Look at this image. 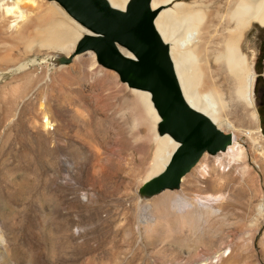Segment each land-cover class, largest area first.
I'll return each instance as SVG.
<instances>
[{"label": "rangeland", "instance_id": "obj_1", "mask_svg": "<svg viewBox=\"0 0 264 264\" xmlns=\"http://www.w3.org/2000/svg\"><path fill=\"white\" fill-rule=\"evenodd\" d=\"M17 1L0 0V236L4 241L0 264H184L186 254L177 253L175 244L198 246L200 251L207 242L203 231V237L194 242L172 239L165 246L156 244L155 249L145 244L140 233L146 217L138 204L164 194L170 200V194L181 191L166 190L149 199L139 196L153 154L152 148L142 149L153 123L134 121L139 108H133L140 100L115 72L98 65L92 52L56 67L51 58L72 53L44 47L33 33L35 25L46 21L49 7L74 21L56 2L30 0L24 2L29 8L23 9L28 12V22L10 27L14 18L7 16L5 9ZM175 2L202 5L205 0ZM263 41L264 28L253 24L240 44L255 74ZM192 64L190 74L196 78L197 65ZM214 68L212 63L211 70ZM254 99L264 138L259 112L264 90L256 94L255 85ZM44 117L49 126H45ZM247 125L240 124V128L248 130ZM236 138L244 150L241 161L230 166L224 162L217 168V158L223 161L226 156L205 154L201 162L209 163L210 177L201 179L196 165L185 177L196 174L200 186L192 187L188 194L199 193L205 198L229 192L231 200L222 206L220 219L213 222L215 245L233 240V257L226 264H242L247 258L251 264H264V222L253 225L257 232L250 249L243 250L242 235L235 232L246 228L252 219L246 206L249 202L236 195L245 188L239 171L243 172L247 163L256 175L259 196L251 202L256 206L264 202V176L255 164L263 166L264 160L258 144L243 134ZM124 139L130 148L123 146ZM67 157L74 158L75 169L65 163ZM95 158L105 167L99 179L91 177ZM65 168L73 173L68 174ZM219 174L230 177L224 191L205 184ZM91 196L96 203L87 206ZM149 212L159 214L160 209ZM229 253L224 251L225 259Z\"/></svg>", "mask_w": 264, "mask_h": 264}, {"label": "bare ground", "instance_id": "obj_2", "mask_svg": "<svg viewBox=\"0 0 264 264\" xmlns=\"http://www.w3.org/2000/svg\"><path fill=\"white\" fill-rule=\"evenodd\" d=\"M28 1L30 0H18L14 6L6 7L5 14L12 15L14 18L12 22L14 24L10 27L18 28L20 23L24 25L28 22V12L23 10L29 8L25 4ZM106 1L112 8L124 11L130 0ZM20 3L25 4L24 8L20 7ZM151 7L153 11L157 12L154 27L169 49L170 60L184 101L191 109L208 118L216 129L232 137V143L227 150L219 153V155H225L226 159L222 161L217 158V168L219 166L221 168L224 162L230 166L241 161L240 157L244 150L236 140L238 134H243L250 138L254 144H258L264 160V138L261 134L254 99L256 74L250 68L246 55L240 49L244 34L253 24L264 28V0H205L202 5L199 3L188 5L175 2V0H152ZM74 22L69 21L55 7H49L47 8L46 21L37 23L33 33L37 39H40L39 42L44 47L68 54L72 53L71 57L74 58L78 56L73 52L76 44L88 33ZM33 33L31 32V34ZM123 53L132 58L129 53L124 51ZM190 61L197 65L196 78L190 74L189 64H192ZM212 63L215 66L214 70H211ZM131 90L140 100L133 108V110L139 108L134 116V121L146 123L147 120L153 123L148 129L151 136L142 146V149L147 151L153 149L149 167L141 181V186L143 185L142 188H144L165 170L179 145L169 136H159L158 133H155L160 118L152 105L150 93ZM231 118H235V120L232 121ZM247 123L248 130L240 128V124ZM44 124L45 126L50 124L46 117H44ZM122 142L125 143L124 147H131L125 139ZM201 160L202 158L197 163L196 169L199 171L201 179H207L206 176L210 177L211 168L209 163L206 164ZM94 161L91 167V177L99 179L104 174L105 167L99 159ZM66 162L71 164L72 169H75L74 158L67 157ZM255 165L264 176V165ZM242 169L243 172L239 171L241 173L240 181L245 183V188L239 189L236 195L249 202L246 206L252 219L250 220L251 224H248L246 228L241 227L235 232L242 235L241 241L243 250H245L253 246L255 232H257V229L254 230L255 232L252 230L253 225L258 227L264 222V202L262 201L256 206L251 204L252 200H256L259 196L257 178L247 163ZM71 171L73 173V170L65 168V172L70 175ZM195 175L184 176L177 189L181 190L180 193L170 194V200L167 198V194H164L157 200L143 205L138 204L145 211L146 217V220L141 222L143 228L140 233H142L145 244L155 249L156 244L165 246L172 239H187L194 242L203 237V231L207 236V242L204 249L200 251L196 249L198 246L190 248L181 243L173 245L177 253L186 254L184 264H226L232 260L235 244L233 240L229 239L216 246L217 238L213 233L211 235V230L213 222H217V218L221 216L222 206L231 200V194L229 192L219 193L205 198H202L199 193L189 196L188 192L192 187L199 188L198 186H200ZM229 183V175L223 174L214 177L205 184L207 187H218L219 190L224 191ZM197 191L201 190L197 189ZM95 203L94 197L91 196L87 206H92ZM155 208H159L160 213L150 214L149 211L153 210L154 212ZM169 245L171 247V244ZM3 246L4 241L0 236V258ZM225 250L230 251L226 259L223 256ZM12 264L31 263L15 261ZM242 264L251 263L247 258Z\"/></svg>", "mask_w": 264, "mask_h": 264}, {"label": "water", "instance_id": "obj_3", "mask_svg": "<svg viewBox=\"0 0 264 264\" xmlns=\"http://www.w3.org/2000/svg\"><path fill=\"white\" fill-rule=\"evenodd\" d=\"M46 1L56 2L88 32L76 44L75 55L94 53L98 65L115 72L122 84L150 93L160 118L158 135H167L179 145L165 170L139 196L150 198L177 190L205 154L216 156L227 150L232 137L184 101L169 49L154 27L157 12L152 10V0H130L124 11L112 8L106 0ZM72 58L58 55L51 62L56 67L69 65Z\"/></svg>", "mask_w": 264, "mask_h": 264}, {"label": "trees", "instance_id": "obj_4", "mask_svg": "<svg viewBox=\"0 0 264 264\" xmlns=\"http://www.w3.org/2000/svg\"><path fill=\"white\" fill-rule=\"evenodd\" d=\"M255 72L257 74L256 83H255V93H259L261 90H264V83H263V74H264V41L260 44L259 47V54L256 59V63L254 66ZM264 106V101H260L259 105V112L261 117L262 123V131L264 134V119L262 114V107Z\"/></svg>", "mask_w": 264, "mask_h": 264}, {"label": "flooded vegetation", "instance_id": "obj_5", "mask_svg": "<svg viewBox=\"0 0 264 264\" xmlns=\"http://www.w3.org/2000/svg\"><path fill=\"white\" fill-rule=\"evenodd\" d=\"M262 114H263V119H264V106L262 107Z\"/></svg>", "mask_w": 264, "mask_h": 264}]
</instances>
